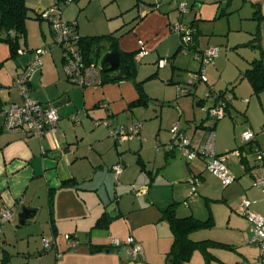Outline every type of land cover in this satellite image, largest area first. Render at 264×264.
Instances as JSON below:
<instances>
[{
	"label": "crops",
	"instance_id": "1",
	"mask_svg": "<svg viewBox=\"0 0 264 264\" xmlns=\"http://www.w3.org/2000/svg\"><path fill=\"white\" fill-rule=\"evenodd\" d=\"M121 1L126 2L117 4L118 13L111 17L115 18V23L110 25V30L116 28L113 29L115 31H108L102 35L113 33L118 51L136 54L135 62L142 61L155 52L158 55H168L169 53H166L168 46L173 45L175 48L178 42L173 54L176 57L177 51H181L178 50L179 36L171 30L170 25L188 14L179 16L176 2L186 4L190 0H176V2L175 0L153 2L120 0L118 3ZM192 1V4L189 3L190 8L187 9L195 8L193 17H196L205 1ZM207 1H209L206 2L207 4L212 3L210 9L214 8V19H216L217 10L224 0ZM54 3L55 0H26L29 12L32 11L33 15L39 14L41 10ZM256 6L259 12L261 5ZM127 11L130 12L125 16L117 17L118 14ZM31 14L29 13L30 19L26 22V36L20 39L25 45L23 48L33 50L54 45L49 23L42 21L46 23L45 26L39 20L31 18ZM221 16L220 14L218 17ZM64 18L75 24L81 37L102 36L90 33L88 27H81V23L75 21L72 14H67ZM130 19L132 21H129ZM34 25L37 28L35 32ZM200 26L196 24V32L200 33V36L194 37L195 32H193L194 50L198 49L199 53L211 44V39L203 36H208V33ZM259 32L260 30L257 33ZM0 35V41H3V34ZM202 40H206L203 46L200 43ZM28 41L33 45H29ZM102 45L106 50L104 54L111 52V43ZM52 47L42 57L41 68L32 72L28 82V93L30 97L43 104H53L65 98L57 108L59 120L54 134L46 133L42 138H38L27 132L7 131L0 122V207L6 206L13 210L12 221L3 224L4 234L8 236V233H18L14 230V218L22 206L35 209L31 218L24 224L22 237L26 238L25 245L17 248H12V245L0 246V264H164V261L167 264L171 248L168 242L171 239L172 244L173 236L163 212L175 203L181 205H179L181 208H177V212L189 213L188 216L196 219H199L196 214L203 213L202 203L205 208L211 203L210 210L214 218L218 219L219 213L223 211L235 233L239 237L243 236V244L249 242L253 245L250 242L253 229L240 213L242 201L239 205V199H250L253 202L252 209L264 216V194L253 185L251 173H259V168L253 161L249 147L244 148L246 153L244 158L232 156L228 160L229 171L236 178L230 185L223 186L217 177L206 171L205 162L201 158L187 162L176 149L167 151L162 148L153 151L149 142L140 138L117 144L109 137L106 129L95 125V121L100 119L125 125L134 120H141V134H150L152 132L150 123L143 124L145 121L139 118H150L141 114L142 109L149 108L150 99L167 98L163 95L165 89L161 88L158 93L152 88L149 79L162 76L161 70L168 67V61L160 67L158 62L161 57H159L156 61L155 73L146 77L136 75L138 71L136 68L133 78L114 80L113 76L120 74L117 71L107 73L100 85L79 87L71 84L62 71L61 49L56 45ZM141 52L145 54L139 58ZM173 55L171 59L174 60ZM19 57L23 60L19 59L17 63L10 61L8 47L0 42V108L9 103L22 102L19 91L16 95H12L10 90L5 89L12 85L30 59L29 54ZM253 60L247 61L249 66ZM209 65L213 66L214 62ZM209 65L206 66L205 72ZM240 70L234 65L229 79L223 83L232 82L237 77L243 80ZM170 71L171 80L168 83H174V76L177 73L175 67ZM180 78L183 79V76ZM160 81L162 84L167 83L162 79ZM195 82H207V79L205 77V81ZM136 83L141 84V89L148 98L145 105H132L140 98ZM218 83L214 85L205 83L209 95L212 96V99L208 97L209 99L206 100L196 94L198 86L204 89V84H195L194 90L191 88L187 91L176 86V92H182L183 97L175 98L172 95L164 101L173 102L174 106L166 115L171 117L168 120L169 124L163 119L162 111L156 115L157 119L160 120L162 117L161 122L166 126L179 121L180 130L186 137L196 144L203 143L210 129L202 125L203 120L198 123L197 113L194 115V111L201 110L207 113V105L214 102V96L224 94L222 90H215L216 86L221 85ZM169 88L173 93L174 88ZM6 92L9 96L2 98ZM250 95L254 99L245 98L241 101L232 100L235 98L233 95L226 108L229 115L232 112L235 114L243 112L244 124L236 123L229 115V120L222 122L219 129L217 122L215 123L214 129H217L219 134L218 153L238 148L240 135L248 129L255 134V144L264 150V129H262L264 128V91L256 95L251 89ZM73 113L77 114L76 121L69 119ZM191 118L194 123L189 121ZM159 128L158 122L157 133ZM161 137L163 136H158L159 142L167 141L166 137L164 139ZM118 160L124 164L125 169L117 180L111 167ZM190 175L196 176L199 180L195 195L190 194L187 184L179 183L181 182L179 180H185ZM135 183L136 187L132 185ZM186 201L188 205H185ZM219 202L224 203L223 208L215 205ZM167 228L171 233L170 236L167 234ZM66 234L75 236L78 241V244L70 250L64 238ZM128 236H132L142 248V256L136 260L130 259L125 252H121L112 244L113 239L121 240ZM43 237L53 238L56 245L52 249L43 250L41 242Z\"/></svg>",
	"mask_w": 264,
	"mask_h": 264
},
{
	"label": "rangeland",
	"instance_id": "2",
	"mask_svg": "<svg viewBox=\"0 0 264 264\" xmlns=\"http://www.w3.org/2000/svg\"><path fill=\"white\" fill-rule=\"evenodd\" d=\"M145 1L153 2L154 0H145ZM202 1H205L204 6L202 9L198 10V14L196 17H193V14H195V8H192V10L187 9V11H189L187 12L188 14L186 13L187 15H184L181 19L184 23H187L192 26V29L195 32L194 37L200 36V33L196 32V24H200L201 29L202 30L204 29V32L208 33V36L203 35L204 38L211 39L210 40L211 44H208L209 46L207 48L218 47L221 50L218 57L214 59V65L213 66L209 65L206 69V72L204 73V76L206 77L207 82H209L210 85H214L216 82H219L218 84H221V85L216 86L215 90L217 91L222 90L224 91V94L227 96L235 95V98H232V100L241 101L242 99H245V98H248L249 100H251L252 98L254 99V97L250 95V92L252 89L251 84H249L246 78L243 77L244 78L243 80H239V77H237L232 82H227V83H223V82L226 81V79H229L231 75V68H233L234 65H237V67L241 69L240 75L243 76L246 69L250 67L247 61L248 60L251 61L254 58L257 59L261 57L262 51H264V41H262V38H264V0H259L257 2L254 0H224V2L221 3L220 7L217 10L216 19H214L215 17L214 10H213L214 8H212V10L210 9L211 8L210 5L212 3L207 4L206 2H209V1L207 0H202ZM118 2H120V0L119 1L118 0H76L65 6L63 10V14H64V17H66L67 14L69 15L72 14V16H74L75 21H78L81 23V27L82 26L88 27L89 29L88 31H91L90 33H97V35H102V33H108V31L113 32L115 31L113 29H116V28H112L110 30V25L112 23H115V18H111V17H113L112 15H114L115 13H118L117 4H124L122 2H126V1H121V3H118ZM192 2L193 1L190 0L189 3L192 4ZM189 3L186 2V5L188 8H190V5H191ZM255 3L261 5L260 7L261 9H259V12L256 6L257 4ZM128 12L130 11L118 14L117 17L125 16L126 14H128ZM29 13H32L31 18L35 17L32 11ZM220 14L222 16L218 17ZM129 21H132V19H130ZM38 23L39 21H37V24ZM43 24H45L46 26V23H43ZM34 26H35V30H34L35 32L37 31V28H36V25ZM258 30H260L259 33H257ZM174 38L175 40H177V37L175 35H174ZM0 42H2V44L8 47L5 41H0ZM28 43L29 45L30 44L33 45L31 41L30 42L28 41ZM200 43L203 46V44L206 43V40L204 41L202 40L200 41ZM19 45L20 47H22V49H24L23 47H25V45L23 43V40L19 42ZM52 46H50V48ZM177 46H178V42L175 48H173V45L168 46V50H166V53H169L168 55L166 54L158 55L155 52V54L145 57L142 61L140 60L136 61V68L138 69L136 75L138 74L139 76L144 75L145 77L147 75H152V73H155L157 69L156 61L158 60L159 57H161L160 60L168 61V67H166V69L161 70L162 76H156V78L152 77L151 79H149L152 88L158 93L160 92L161 88L165 89L163 95H165L167 98H163V99L157 98L158 100L150 99L149 101L151 103L149 104V108L142 109L143 111H141L142 112L141 114H145V116L147 117L149 116L150 118L149 119L144 118V117L139 118V119H142L143 122L145 121V123L143 124L150 123V126H152V132L150 134L145 135L143 133L141 134L140 132V139L143 141L145 140L148 141L149 145L151 146L150 148L153 151L159 150L162 148L164 149L165 146L170 144L171 139H172L171 128L174 125L177 124L179 133L184 135V133L180 130L179 121H174L169 126H166L165 123L162 124L161 122L162 117L169 124L168 120H170L171 117L166 116V115H167V112L171 108H174L173 102L168 103L164 101L165 99L171 98L172 95H174L175 98L183 97L182 92H176V89H177L176 86L184 89L186 86H188L191 75L196 74L197 71L199 70V63L198 61L194 59V55L199 53L198 49L194 50V46L193 48L189 47L187 50L188 53L186 55L182 54L181 51L179 52L177 51V55L175 57L173 54ZM45 48H48V47H45ZM53 48L54 47H52V49ZM8 50L10 53V59H9L10 61L12 60L15 63H17L19 59L21 60L19 55L11 56L9 47H8ZM105 51L106 50L104 48V45H101L100 51H99L100 59H102V57L104 56ZM172 55L173 57H175L174 60L171 59ZM100 59L98 61H101ZM174 67L177 72L174 76V79H175L173 80L174 83H168V81L171 80L170 69ZM209 68H210V71H208ZM180 76L181 77L183 76V79L180 78ZM160 79H162L164 82H167V83L162 84ZM207 82H200V83L194 82L193 83L194 85L192 86V89L194 90L195 84L197 85L204 84V87H205L204 89L203 88L201 89L200 85L198 86L196 94L198 97H200L201 99H205V100L209 99L208 97H211L212 99V96L209 95L208 87L205 85V83ZM169 87L174 88L173 93L170 92L171 88ZM7 88L5 89L7 91L10 90L12 95H16L18 92V89L13 85V83L12 85L10 84V87L8 89ZM8 96L9 95L6 92L5 94L2 95V98H5V97L7 98ZM208 102L210 103V100H208ZM233 104L235 105V103ZM207 106L209 107L210 104ZM161 111H162V117H160L161 119L159 120L157 119L156 115L158 114V112L160 114ZM195 111H194V115L197 113L196 119L198 123H200L203 120L202 122L203 126L209 127L210 125H212L213 121L208 118L207 113H204L201 110H195ZM73 115H76L77 117V114L73 113L70 115L69 119H71ZM190 115H192V112L190 113ZM228 115L229 114L226 111V115H225L226 117L216 121L218 129H219V125L222 122L229 120ZM230 115L229 117L230 118L232 117L236 123L244 124L245 121L243 117V112H240L237 114L232 112ZM192 118L194 119L193 116ZM192 118L189 119V121H193L194 123V120ZM135 121L136 120H134L133 122ZM158 122L160 125V128H159L160 130L157 133ZM121 125H125V124H121ZM248 130L252 131L250 129ZM212 132L214 134L215 149L218 152L217 147H218V142H219V134H218L217 129H213ZM158 136H163L161 137V139H164L166 137L167 141L164 143L159 142L160 140ZM207 137L205 141L201 144H196L192 142V140L188 137H186V139L189 140L191 146H199V145H203L206 142ZM241 144H242V141L241 139H239L238 145L240 146ZM197 159L198 158H196L195 160ZM183 162H185L184 159H183ZM122 165H123V171H124L125 166L123 163ZM191 177L192 176L190 175L185 180H179L181 181L179 183L181 184L185 183L189 187V184L187 181ZM118 183H120V180ZM132 185L135 187L137 186L136 183ZM146 188H148V185L146 186ZM239 200H240L239 201V205H240L242 198H240ZM143 201H145V199H143ZM222 204L224 203L219 202V203H216L215 205H217L220 208H223ZM179 205L180 204H176V203L174 205V215L176 217L183 218L185 216L190 215L189 213L182 214L181 212H177V208L181 206ZM185 205H188L187 201L185 202ZM211 205H212L211 203H208V207L205 208L203 207L204 204L202 203L203 213L196 214V216L199 219H206L210 215L213 220V226L208 229H201V230L190 233L189 239L193 241L210 240V241L221 242V243L230 245L232 249L221 248L217 246H209L208 252L211 253L212 256H214L210 259L209 264H264V256H262L260 249L257 248L258 246H256L255 244L251 245L249 244V242H246V244H243V240H242L243 236L241 235L239 237V235L235 233L234 228L230 225L229 220L227 216L225 215V213H223V211L219 213L218 219L214 218L213 212L212 210H210ZM182 208H185V207H182ZM184 210H187V208H185ZM18 214L14 218L15 220L14 230L18 231V233L16 234L8 233V236H6V234H3V232L5 233L3 228H2V233H1L2 240H5V245L7 246L12 245V248H17L20 245H25V241H26V238L22 237L23 229L25 225H23L20 228H18L17 226ZM167 232H168L167 234L170 236L171 233H169L168 228H167ZM43 238H46V237H43ZM121 240H125V239H121ZM170 244H171V239H169V242H168L169 248L171 247ZM206 262L207 260L202 250L196 249L193 252L189 261L184 262L182 264H206ZM164 264H165V261H164Z\"/></svg>",
	"mask_w": 264,
	"mask_h": 264
},
{
	"label": "built area",
	"instance_id": "3",
	"mask_svg": "<svg viewBox=\"0 0 264 264\" xmlns=\"http://www.w3.org/2000/svg\"><path fill=\"white\" fill-rule=\"evenodd\" d=\"M259 1V0H254ZM176 2V0H175ZM177 3V11L179 16L187 13L185 3ZM63 8L59 4H52L39 12V16L49 22L53 36L54 44L63 51L62 70L66 79L73 85L79 87H87L102 84V69L100 63L87 62L78 51L75 45L79 40L76 34L63 17ZM171 30L179 36L180 50L186 55L187 50L193 40L192 26L184 23L181 18L174 21L170 25ZM49 52V48H37L31 53L26 49H19L17 54L30 55V59L14 79L13 85L18 89L21 97V103H9L0 108V122L7 131L27 132L38 138H42L46 133L54 134L59 120L57 108L51 103L43 104L38 100L29 96L28 82L33 71L41 68L42 57ZM218 47H209L200 53L194 55V59L199 63V70L196 74H192L188 86L184 89L187 91L192 88L196 80L205 81L204 73L207 65L212 64L214 59L219 55ZM145 52L139 53V58ZM166 60H159L158 66L162 67L166 64ZM181 89V87H177ZM232 96L225 94L216 95L214 102L207 108V116L213 121L208 128L210 132L207 140L203 145L191 146L189 140L183 134L179 133L177 124L171 128L172 139L170 144L165 146V150L170 151L177 149L187 162H191L196 158H201L205 162L206 171L217 177L223 186H228L235 180L230 173L227 162L232 156L244 158L246 156L245 147H249L251 156L255 165L259 168V173H251L253 185L257 186L261 193L264 194V150L255 144V134L246 130L241 134L242 144L231 151L218 153L215 149L213 129L216 121L222 119L226 115V108ZM105 106V104H103ZM73 121L77 120L76 115L71 117ZM95 125L102 126L108 132L117 144H122L132 139L140 138L141 122L135 121L129 125L114 124L107 119L95 121ZM111 171L118 180L119 175L123 173V165L118 160L111 167ZM198 178L192 176L188 179L190 194L195 195L197 192ZM252 204L248 199H243L240 207V213L251 224L253 236L251 243L256 244L261 253L264 254V216L252 209ZM13 210L6 206L0 207V224L12 221ZM68 244V250L78 244L75 236L70 234L64 235ZM43 250L52 249L56 242L53 238H42ZM112 244L121 252H125L127 256L136 260L142 256V248L132 236H128L125 240L113 239Z\"/></svg>",
	"mask_w": 264,
	"mask_h": 264
},
{
	"label": "trees",
	"instance_id": "4",
	"mask_svg": "<svg viewBox=\"0 0 264 264\" xmlns=\"http://www.w3.org/2000/svg\"><path fill=\"white\" fill-rule=\"evenodd\" d=\"M73 1L76 0H55V3L59 4V6L62 7L64 10L65 6ZM34 18L39 21H46L42 19L39 14L35 15ZM29 19V8L26 5V0H0V34H3L2 40L7 43L11 52V56H17V51L19 49H22L20 48L19 42L20 39L25 38L26 36V22ZM66 22L71 27H73L74 32L79 35L76 27L74 26L75 24L68 20H66ZM115 41L116 38L114 37L113 33L108 35L91 37H81L79 35V40L76 42L75 45L78 46V51H80V54L88 63L93 62L101 64V61H98L100 59V46L103 43H111V52L119 53V68L117 71L122 75L123 78H133L136 72V62L134 60V56L136 54L120 53L116 47ZM193 42L194 41L192 40L189 47L193 46ZM179 49L180 43L178 50ZM33 50L28 51L29 53H31V51ZM262 56H264V54H262L261 57H259L258 59L253 60L250 63V67L246 69L244 75L242 76L249 81L252 86L253 93L256 95L264 91V63H262ZM104 76H107V73H104L102 71V78H104ZM136 86L139 90L140 98L137 102L133 103L132 105H145L147 103L148 98L143 93L141 89V84L136 83ZM163 217L167 219L173 236L171 248L169 251V256L174 257L173 264H182L184 262L189 261L193 252L196 249L202 250L207 260L206 264H209L210 259L214 257L211 255V253L208 252L209 246H217L221 248L232 249L230 245L221 242L210 240L193 241L189 239L190 233L201 229H208L213 226V220L211 216H209L206 220H199L192 216L177 218L174 215V206H171L163 212Z\"/></svg>",
	"mask_w": 264,
	"mask_h": 264
},
{
	"label": "water",
	"instance_id": "5",
	"mask_svg": "<svg viewBox=\"0 0 264 264\" xmlns=\"http://www.w3.org/2000/svg\"><path fill=\"white\" fill-rule=\"evenodd\" d=\"M118 68H119V55L117 52H109L103 56L101 60V69L104 73H115L117 72ZM122 78L123 77L121 74L113 76L114 80H120ZM64 100L65 98H62L61 100L54 102L52 105L58 108L63 103ZM34 212H35V209L33 207L22 206L18 214L17 226L18 227L23 226L26 223V221L31 218ZM2 227H3V224L2 225L0 224V246L5 245V240H2V237H1ZM173 261H174V257L169 256L167 264H173Z\"/></svg>",
	"mask_w": 264,
	"mask_h": 264
}]
</instances>
